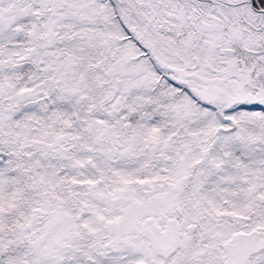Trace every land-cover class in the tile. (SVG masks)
Returning <instances> with one entry per match:
<instances>
[{"label":"snow or ice","instance_id":"snow-or-ice-1","mask_svg":"<svg viewBox=\"0 0 264 264\" xmlns=\"http://www.w3.org/2000/svg\"><path fill=\"white\" fill-rule=\"evenodd\" d=\"M0 264H264V0H0Z\"/></svg>","mask_w":264,"mask_h":264}]
</instances>
